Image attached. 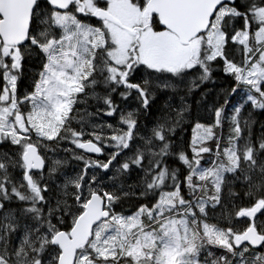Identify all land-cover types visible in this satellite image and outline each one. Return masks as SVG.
Here are the masks:
<instances>
[{"label":"snow or ice","instance_id":"obj_1","mask_svg":"<svg viewBox=\"0 0 264 264\" xmlns=\"http://www.w3.org/2000/svg\"><path fill=\"white\" fill-rule=\"evenodd\" d=\"M257 115L264 0H0V264H264Z\"/></svg>","mask_w":264,"mask_h":264},{"label":"trees","instance_id":"obj_2","mask_svg":"<svg viewBox=\"0 0 264 264\" xmlns=\"http://www.w3.org/2000/svg\"><path fill=\"white\" fill-rule=\"evenodd\" d=\"M29 83H30V81H29ZM215 91L218 93V95H217L215 98H216V99H220V102L222 103L223 100H222V92H221V90H220V89H216ZM254 118H255L256 120L260 121L261 123H264V116H259V115H257V116H255ZM254 132H255L256 134H259V132H260V125H259V124H256V125L254 126Z\"/></svg>","mask_w":264,"mask_h":264},{"label":"rangeland","instance_id":"obj_3","mask_svg":"<svg viewBox=\"0 0 264 264\" xmlns=\"http://www.w3.org/2000/svg\"><path fill=\"white\" fill-rule=\"evenodd\" d=\"M69 147H71V145H69ZM61 155H63V153H61Z\"/></svg>","mask_w":264,"mask_h":264}]
</instances>
